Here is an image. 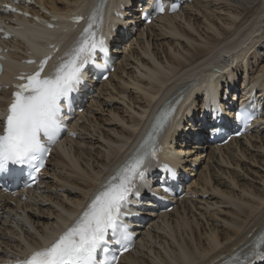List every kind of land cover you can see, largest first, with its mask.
I'll return each mask as SVG.
<instances>
[{"label": "bare ground", "instance_id": "obj_1", "mask_svg": "<svg viewBox=\"0 0 264 264\" xmlns=\"http://www.w3.org/2000/svg\"><path fill=\"white\" fill-rule=\"evenodd\" d=\"M40 1L57 12L60 19H64L61 23L59 22V24L61 28H65L68 31V35L71 34L73 36L75 28L82 27L85 23L77 25L68 21L67 18L75 14L86 16L90 14V10L93 8L101 10V14L105 19L102 28H104L106 32L112 33L116 26L120 29V32L117 31L119 36L118 41L126 43L127 35L132 32L129 28V23L124 22L120 18L115 19L113 16V11L121 12L123 7L129 5L128 0H117V2L113 4L107 3L104 7H102L103 1L106 0H72V2H69L70 5L67 6L56 4L50 0ZM226 1L233 2V4L243 6L244 8L239 12L237 10L240 7L232 6L231 13L245 15L243 17L244 20L242 19L243 22L237 23L234 29L224 32L221 31L219 35L222 36V38L217 36L205 42L192 35L190 39L191 42L200 43L202 47H195L191 50L192 52L187 53L186 55L190 54V56L185 59L186 61L176 60L175 62L172 61V59L169 60L170 64L168 71L162 65L164 61L158 55L156 56V53L146 54H152L156 57L152 60L155 65L146 67L148 70V78L145 85H148L151 90L146 89L140 80V86L138 85L139 87L136 88V90L142 92L147 101L146 105L142 106V108L144 107V109H142L143 111H139V118L137 113V116L131 115L130 119L124 121L122 116L121 120L114 114L115 119L112 121L117 122V125L115 128H111L109 132H106L105 129L102 128L100 122L101 116L97 115L95 110L89 112L88 108L86 109L88 112L85 113L86 115L84 114V124L80 130L82 131V139L79 140L81 141L80 146L76 147L73 144L75 142L78 143V141L71 140L69 141L70 148H75L69 149L67 147L69 146L68 143L62 144L53 158V161H57L60 167L59 171H57L59 174H52L54 178H57L58 183L53 179V184L43 186L42 194L35 193L34 196L38 198L37 203H35V197L32 196L28 198L27 202L21 201L18 198H13V201L19 204L23 210L27 207L31 209L32 212H29L27 217L25 216V220L31 225L34 233H31L30 230L23 225L19 226V232L10 228L8 224L2 223L1 225H3L5 229H2L4 233L0 237V242L9 246L11 251L17 249L20 253L29 252L31 249L40 246L42 242L48 243L52 237L54 238L65 225L67 227L69 222L75 218L80 209L85 206L83 204L85 200L105 182V175H110L113 170L119 166L118 164L122 163L123 158L124 160L129 158L128 153L133 149L134 141L139 140L145 135V126H147L151 120L157 121V119L169 109H175V111L164 129L166 130L168 128V131L163 136L161 145L163 146L166 144L167 148H169V153H171L172 147H170V142H176L175 140L178 138L177 136H179L177 131L178 128L182 127V122L184 120L187 121L189 115L197 114V116H200L202 112H209V110L215 107L219 108L220 106L222 110H225L224 97H230V95L235 92L234 89L231 91L232 88L237 87L239 93L241 90V92L244 93V99L247 100L250 99L249 97L252 96V93L256 92V94L260 95L255 96L259 99H255L256 102L254 101V104L260 105V103L263 102L262 100L260 101V98L264 99V0ZM100 4L102 5L101 7H99ZM136 7H139V9L135 11L138 15L147 9V5L143 3H137ZM255 7H257L256 11L252 12ZM201 9L199 11H202ZM184 11L183 9L178 14L165 15L159 18L160 21L152 23L149 26V30H151L150 28L154 26V24L162 23L173 36H187L184 28H180L177 21H175L177 17H182L180 15H182ZM61 13L65 14V16H62ZM204 15L205 17L209 15L207 9H204ZM251 19L252 21H250ZM124 23L127 25V30L125 34H121V28ZM184 23L193 28V32L196 31L198 35L205 37L199 31V24L196 23L195 19L187 16L186 19H184ZM22 25L24 28L16 30L14 33L16 36L22 38L23 41H20L21 44L17 45L19 48L18 52L14 51L10 56L14 58L13 68L15 71L10 70L12 67H9V70L6 69L4 78L10 77L13 74H18V71H34L35 67L33 65L22 62V58L28 56L26 55L28 54L27 50L39 54L43 52L45 42H53L55 39L58 42L63 40L64 35L60 29L40 27L38 25H33L29 21H23ZM153 28L151 31H153ZM207 30H212L217 34L221 29L211 26L210 24L207 26ZM150 34L151 33L145 35L144 30L138 34V37L142 35L143 40H145L141 42L144 48L148 47V45L145 46V42H148L152 38ZM67 44H69V42H67ZM131 44L132 42L130 45ZM11 46L16 50V45L13 44V42ZM135 47H137L138 50L131 47L130 51L125 56L126 59H130L131 55L135 54L137 51L139 53L137 57L142 54L140 53L142 50L140 46L136 45ZM170 50H172V48H170ZM50 51L51 49L48 48V52ZM177 53L180 54V50L177 51ZM209 54L211 57L209 56L204 59V57ZM251 54L255 56H253V58H255V60L252 59L253 61L250 60L251 57L249 58ZM228 55L233 58L232 61L224 59L228 57ZM144 63L143 60V66ZM217 63L223 64L224 70L217 71L213 68ZM128 64L130 63L128 62L125 64V69L128 67ZM145 64L149 63L146 62ZM138 68L142 72L144 71L140 67ZM197 69H202V71L193 72ZM179 72L181 73L178 74ZM207 74L211 77L208 78ZM177 75L178 77L173 80ZM128 76L130 77L132 75L128 74ZM115 78H119V80L123 82L122 85L120 83L122 88L120 91L113 88L112 81H114ZM238 79H240V82ZM223 83H225L226 88L223 86ZM130 84H133V81L129 82V80L124 77L120 78L119 67L118 70H115L112 77H109L107 81L102 83L98 93L99 96L105 95L104 99L99 100V98L95 100L92 110L97 107L99 108L101 103H104L105 106L106 104L110 106L114 103L113 108H115V104H117V99H119L120 95L118 92L123 95L125 87L127 88V85ZM225 89L226 94H222ZM7 96L8 94H0V112L5 111ZM231 100L232 98H230V101ZM236 100L237 98L235 97L233 101ZM230 101L228 103L229 106H231ZM116 111L118 112V110ZM156 112L157 114H155ZM110 120L111 119H109V121ZM121 121H123L122 126H120V124L118 125ZM110 123L111 122H109V127L112 124ZM262 128H264L263 125L260 129ZM149 130L152 132L151 129ZM253 141H255V144ZM258 141L262 143L259 144L257 143ZM177 144L179 143L177 142ZM82 146L85 148H82ZM249 146L256 147L257 150H264V136L251 135L244 139H235L221 149H218L220 147H216L215 145L213 149H218V152L211 149L207 152V157L209 160L216 159L228 165H230L229 162H232V160L235 161L236 158L238 163L234 162L232 164L239 169L241 159L254 160L256 158L255 154L247 153V151H250ZM234 147V150L229 151ZM203 148H206L205 143L200 145L199 150H203ZM90 149H92V151H98L91 153L89 152L91 151ZM183 152L187 153L188 151L183 150ZM231 153H233L232 158L229 157ZM173 154L164 155L162 160L165 161L167 157H171ZM194 154H197V157L199 156L198 153ZM202 156L194 159L193 162H195V164L198 163ZM222 167L225 166L222 165ZM242 168H244V166H242ZM78 169H81V171ZM75 170H77V172ZM234 172L226 171L221 176L225 175L233 187H238ZM237 175L240 176V172L237 171ZM197 186L196 192L200 189L202 194L212 192L215 195V199L217 200L214 202V205L218 204L219 209L216 210L215 208V210H213L212 208L214 213L210 215L208 211H210L211 208L209 209V207L211 205L206 206L205 204H207L208 201H204L202 197L199 200L204 203L201 202V208L197 207L200 212L199 215H201L198 216L192 207L193 202H186L190 206L181 205L183 212L180 211V208H177L174 211L177 212V216L171 217L172 215L170 213L164 215V218H162L158 226L160 232L150 231L147 235V240L144 241L137 253L127 254L125 256V264H221L224 260L233 256L237 250L244 253L250 250L253 242L257 240L261 232H264V187L262 190L259 189L255 191L244 188L243 191L248 192L252 197L244 200L242 197H238L233 190H223L215 179L211 181L209 178H204L201 184L197 183ZM45 187L48 189L54 188L52 194L46 191ZM59 187L67 190H62L64 198L61 199L54 193ZM219 196L220 200H218ZM1 197L2 196H0V198ZM240 201L244 202V204L240 203ZM39 202H50V206L42 211ZM182 204H184V202ZM3 205H5L8 210L12 211V206H10L8 201ZM33 206L37 207L33 208ZM224 206H230V209L223 208ZM55 207H58L56 211H54ZM202 209L204 212H202ZM206 213H209V216L207 215L208 217H206V220L204 218V220L208 224L202 226L199 219L205 217ZM41 214H43V216H49L46 218V221L40 222ZM11 215L12 213L3 212V215H1L5 220L3 222L8 223L7 219L11 218ZM40 223H42L43 226H40ZM172 227H177L179 230L177 229L178 231L175 230L171 234L170 228L172 229ZM6 233L11 234V236H13L12 239H17L18 241L15 242L9 237V240L4 242L2 237L7 236ZM168 235H170L171 238L168 237ZM12 254L14 253L12 252ZM140 254H142V256H139ZM4 258L5 256L0 254V259L3 260Z\"/></svg>", "mask_w": 264, "mask_h": 264}, {"label": "snow or ice", "instance_id": "obj_2", "mask_svg": "<svg viewBox=\"0 0 264 264\" xmlns=\"http://www.w3.org/2000/svg\"><path fill=\"white\" fill-rule=\"evenodd\" d=\"M6 7L9 11H17L10 5ZM155 10L161 13L165 10L159 0ZM148 15L145 11L146 19ZM73 19L79 22L83 17ZM96 19L93 13L73 46L59 58L51 71L46 72L45 67L52 57L45 55L36 70L21 72L16 77L20 82L13 85L15 90L0 130V172L7 170L9 165H26L29 178L34 182L45 167L50 148L41 137H46L50 143L55 142L62 128V101H70L71 95L78 90L85 66L96 63L97 51L104 55L107 53L104 37L94 30ZM47 26L55 27L54 24ZM27 63L36 61L29 60ZM174 111L169 109L157 119L153 131L141 142L136 152L101 186L69 226L50 243L33 249L16 264H117L119 257L111 251V246H118L121 253L129 250L132 235L124 218L132 213L125 209L133 195L139 196L137 183L145 179L146 162L158 159V137ZM235 119L247 127L253 116L242 108ZM161 167L170 176H175V170L170 166L165 164ZM164 191L168 189L165 187ZM257 260L264 261V232L248 252L237 250L223 264H255Z\"/></svg>", "mask_w": 264, "mask_h": 264}, {"label": "rangeland", "instance_id": "obj_3", "mask_svg": "<svg viewBox=\"0 0 264 264\" xmlns=\"http://www.w3.org/2000/svg\"><path fill=\"white\" fill-rule=\"evenodd\" d=\"M50 1H53L54 3L60 4L62 6L70 5L69 2H72V0H50ZM232 6L240 7L237 10L239 12H240V10L244 9L243 6L235 5V4H233V2H228L226 0H195L194 3L191 4L190 6H188L189 8L187 7L186 10L182 13V15H180L182 17H177L175 20V21H177V24L180 26V28H184L185 33L187 35L185 37L173 36L170 33V31L164 27V25L162 23L154 24V26H152L150 28L152 30V28L154 27L153 31L148 29V32L150 31L149 33H151L150 35L152 36V38L150 39V45H148V47L144 48L143 45L141 46V44H140V48L142 49L140 51V53H142V54H140L141 56L139 55L137 57V54H139L137 51V52H135V54L131 55L130 59L124 60V62L120 66V78L124 77L125 79L129 80V82L133 81V84L127 85L128 86L127 88L125 87V91H124L123 95H121V93L118 92V94H120V95H119V99H117V104H115V108H113L114 103L110 106L107 104L105 106L104 103H101L99 108L97 107L96 113H97V115L101 116L100 122L102 124V128H104L106 132H109L111 128L116 127L117 122L112 121L115 119L114 114L118 118H120L121 120L123 117L124 121H126L127 119H130L131 115L137 116V113H138V118L140 117L139 113L143 111L142 109H144V107L142 108V106H145L147 101H146V98L144 97V95L142 94V92L136 90V88H138L140 86V82H139V80H140V81H142V85L145 86L146 89L151 90L148 85L147 86L145 85L147 83V78H148V76H147L148 70L146 67H149L151 65H155V63L152 60L155 59V57L157 55L160 58H162L164 63L163 64L161 63V64L168 71V67L170 64L169 60L172 59V61H175V62H176V60L186 61L185 59L190 56V54L186 55L187 53L192 52L191 50H193L195 47H202V45L200 43L191 42L190 39H191L192 35H194L198 39H201L202 41L207 42V41H210L213 37L219 36L222 38V36L219 35V33L221 31L224 32V31L232 30V29H234V27L236 26L237 23H242L244 20L243 17L245 14L241 15V14L231 13ZM200 9L202 11H199ZM204 9L208 10L209 15L207 17H205V15H204ZM256 9H257V7L253 8L252 12L256 11ZM197 10H198V12H197ZM187 16L196 20V23L199 24V27H198L199 31L205 37L198 35V33L196 31L193 32L194 29L189 27L186 23H184V19H186ZM254 16H255V14H254ZM250 21H252V19ZM210 24H211V26H215L217 28H220L221 30L218 31L217 34H215V32H213L212 30H207V26H209ZM144 41L145 40H142V42H144ZM146 43H148V42L147 41L145 42V46H147ZM170 48H172V50H170ZM134 49H137V47L134 46ZM179 50L181 52L180 54L177 53V51H179ZM149 53H156V56L154 57V55H152V54L146 55ZM209 56H210V54L205 56L204 59L209 57ZM253 56H254L253 54H251V56H249V58L251 57L250 60H252V59L255 60V58H253ZM204 59H202V60H204ZM143 60L145 63L148 62L149 64L144 63V66H143L142 65ZM157 61H159V60H157ZM128 62L130 64H128V67L125 69V64H127ZM137 66L140 67L141 69H143L144 71L142 72ZM254 68H256V67H254ZM200 71H202V69H197V70H194L193 72H200ZM180 73L181 72H179L178 74H180ZM128 74L132 75V76L129 77ZM177 77H178V75L176 77H174L173 80H175ZM112 82H113V88L114 89H116L117 91H120L122 89L120 86V83H121V85L123 83L122 80H119V78H115L114 81H112ZM148 83H149V79H148ZM141 89H143V88H141ZM104 96L105 95H103V96L101 95L100 100L104 99ZM111 108H113L114 110ZM115 109L118 110V112ZM109 119H111V120L109 121ZM109 122H111L113 124V126L110 123L111 126L109 127ZM119 124H120V126H122L123 121L118 123V125ZM253 142L255 144V141H253ZM257 143L260 144L262 142L258 141ZM80 144H81V141H78V143L77 142L74 143V145L76 147H79ZM82 148H85V147L82 146ZM249 148H250V151L249 152L247 151V153L255 154L256 158L254 160H249V159L244 160V158L241 159L239 169H237L232 164L234 162L238 163V160L236 158H235V161L232 160V162H229L230 165H228L227 163H223V161H218L216 159L205 160L206 162L204 161L202 166H199V173H198L197 178L200 179V181H199L200 184L203 182L204 178H209V179H211V181H212V179L213 180L215 179L217 181V183L219 184V186L223 190H233V191H235V193L238 197L240 196L244 200L247 198L248 199L252 198L249 195V193L243 191V189L248 188L249 190L251 189V190L255 191V190H259V189L262 190V188L264 187V150H262V149L257 150V148L253 147V146H249ZM70 149H73V148H70ZM234 149H235V147L233 149H230L229 151L234 150ZM90 150L91 151H89V152H91V153H94L96 151V150L92 151V149H90ZM232 156H233V153L229 154L230 158H232ZM208 162H209V164H208ZM222 165L225 167H222ZM242 166H244V168H242ZM78 170L81 171V169H78ZM55 171L56 172L59 171V167H57L56 164H53L52 165V173ZM75 171L77 172V170H75ZM226 171H232V172L235 171L234 173H235L236 180L238 182V187H233L225 175L221 176ZM237 171L240 172V176L237 175ZM59 189H61V188H59ZM55 195L58 196L59 199L64 198V194L60 191L55 192ZM215 198L216 197L212 192H209L208 197L204 198V201H208V203L209 202L211 203V204L210 203L208 204L206 202L207 204H205L206 206L211 205L209 207V209L210 208L211 209H210V211H208L210 213V215L212 213H214L213 210H215V208H216V210L219 209L218 204L214 205V202L217 200ZM197 200H198L196 203L197 205L192 204V207H193L194 211L198 214V216H201V215H199L200 212L197 209V207L201 208L200 205H202V203H204V202L200 201L199 198ZM218 200H220V196H219ZM240 203L244 204V202H242V201H240ZM212 208H213V210H212ZM223 208L230 209V206H224ZM57 209H58V207H55L54 211H56ZM211 210H212V212H211ZM202 212H204V210ZM209 213H206L205 217H201L202 219H199L202 226L208 224L207 222H205V220H206V217L209 216ZM46 217H48V216H46ZM204 218H205V220H204ZM177 229H178L177 227H172V229L170 228L171 234L173 233V231H175ZM170 235H168V237L171 238ZM167 247H168V245H167ZM145 257L147 258L146 255H145Z\"/></svg>", "mask_w": 264, "mask_h": 264}]
</instances>
